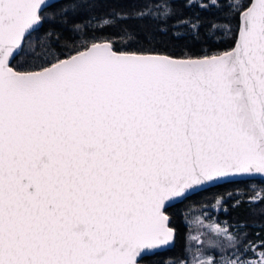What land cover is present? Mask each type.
I'll return each instance as SVG.
<instances>
[{"label": "snow or ice", "instance_id": "1", "mask_svg": "<svg viewBox=\"0 0 264 264\" xmlns=\"http://www.w3.org/2000/svg\"><path fill=\"white\" fill-rule=\"evenodd\" d=\"M101 2L0 0V264H145L176 203L264 182V0ZM207 235L166 264H264L247 225Z\"/></svg>", "mask_w": 264, "mask_h": 264}, {"label": "trees", "instance_id": "2", "mask_svg": "<svg viewBox=\"0 0 264 264\" xmlns=\"http://www.w3.org/2000/svg\"><path fill=\"white\" fill-rule=\"evenodd\" d=\"M132 0H103L98 3L92 11L96 15L108 12L112 8H133ZM180 15L184 17L212 16V13H202L198 9H184L181 7ZM179 17H176L178 19ZM147 23V22H146ZM136 21H130L127 25H118L115 28L107 29L103 35L111 34L115 40L114 47L118 50H129L128 45L124 44L118 37L121 29L124 27H142ZM99 35V33H96ZM79 44V41H77ZM229 46L227 43L221 42L216 45L214 50H222L224 47ZM194 52L199 53L200 49L194 48ZM264 188V182L259 179L251 181L247 185H238L233 183H222L210 187L207 191H200L189 199L175 204V206L168 209V215L171 218L172 226L178 229V238L172 249L164 251L161 255L155 256L146 260L150 264H166L167 261H183L188 260L189 250L191 246L190 233L192 221L197 215L203 214L204 211L211 212L209 217L211 221L227 222L230 225L243 224L247 225L249 232V239L252 241H259L264 239V200L259 203H249L250 197L253 196V189ZM228 192L235 193L231 198H227L224 207L227 211H218L214 209L215 200L213 199L216 194H225ZM241 197V202L236 205V200ZM259 233V235H257Z\"/></svg>", "mask_w": 264, "mask_h": 264}, {"label": "rangeland", "instance_id": "3", "mask_svg": "<svg viewBox=\"0 0 264 264\" xmlns=\"http://www.w3.org/2000/svg\"><path fill=\"white\" fill-rule=\"evenodd\" d=\"M217 210V207H214ZM211 212L204 211L203 214L197 215L192 221L191 233H190V241L191 246L189 250V259H191L192 254L196 251L198 247H204L200 242L208 239V222L211 221L207 217Z\"/></svg>", "mask_w": 264, "mask_h": 264}, {"label": "water", "instance_id": "4", "mask_svg": "<svg viewBox=\"0 0 264 264\" xmlns=\"http://www.w3.org/2000/svg\"><path fill=\"white\" fill-rule=\"evenodd\" d=\"M257 179H258V178H257ZM225 183H226V182H225ZM221 184H222V183H221ZM176 204H177V203H176ZM173 247H174V246H173ZM173 247H171V248H169V249H172ZM167 250H168V249H167ZM145 264H150V263H146V262H145Z\"/></svg>", "mask_w": 264, "mask_h": 264}]
</instances>
